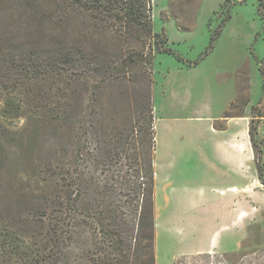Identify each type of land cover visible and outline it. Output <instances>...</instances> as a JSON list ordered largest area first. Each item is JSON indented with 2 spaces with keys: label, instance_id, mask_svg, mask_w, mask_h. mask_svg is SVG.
Here are the masks:
<instances>
[{
  "label": "rangeland",
  "instance_id": "rangeland-1",
  "mask_svg": "<svg viewBox=\"0 0 264 264\" xmlns=\"http://www.w3.org/2000/svg\"><path fill=\"white\" fill-rule=\"evenodd\" d=\"M60 12L0 0V264H264L258 133L234 251L213 237L210 253L175 257L180 237L159 234L155 251L153 227L154 185L175 196L176 235L197 189L233 182L211 128L264 122V0H151V35Z\"/></svg>",
  "mask_w": 264,
  "mask_h": 264
},
{
  "label": "crops",
  "instance_id": "crops-1",
  "mask_svg": "<svg viewBox=\"0 0 264 264\" xmlns=\"http://www.w3.org/2000/svg\"><path fill=\"white\" fill-rule=\"evenodd\" d=\"M248 107L249 105L245 108L244 115H247ZM158 122H160L159 119H157ZM248 130V116L224 117L223 128H211L213 137L211 151L221 158L225 167L232 168L230 172L233 173L234 180L232 183L227 182L225 186L212 188V192L207 195L203 189H197V195L204 200L200 204L204 206L196 204V212L192 217L194 219H191L189 223L185 221L181 228H176L178 230L176 235L173 234L175 224H172L173 219L171 218L176 215V212L171 209L175 196L171 191H166V185L164 187L159 183L154 185L155 251L157 238L163 232L164 234L168 232L170 237H180L182 251L175 257L210 253L212 249L210 242L213 237H219L217 244L224 250L234 251L236 249V217L238 222L249 217L245 212H242L243 216L240 215V212L236 210V205L239 207L238 204H241V192H247L251 194V197L254 193L252 185L254 181H259ZM257 133L264 139L263 121L258 124ZM245 165H249L248 174ZM255 198L261 200L260 197ZM204 213H206L205 218H203ZM183 237H189V239L184 240ZM188 241L191 243H187Z\"/></svg>",
  "mask_w": 264,
  "mask_h": 264
},
{
  "label": "trees",
  "instance_id": "trees-1",
  "mask_svg": "<svg viewBox=\"0 0 264 264\" xmlns=\"http://www.w3.org/2000/svg\"><path fill=\"white\" fill-rule=\"evenodd\" d=\"M4 1V0H2ZM17 2L25 1L34 4L35 0H14ZM61 3L60 20L69 24L73 18V9L76 6H82L92 12L108 13L115 21L120 22L123 27H139L146 34L151 35V17L150 2L151 0H59ZM249 123V138L252 148L255 147V137L257 128ZM254 151V150H253ZM153 226V225H152ZM154 227V226H153ZM153 259L155 264L154 252Z\"/></svg>",
  "mask_w": 264,
  "mask_h": 264
}]
</instances>
